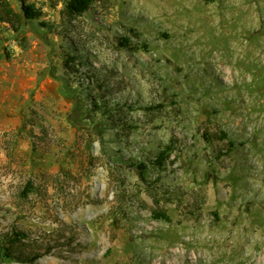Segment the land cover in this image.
Returning a JSON list of instances; mask_svg holds the SVG:
<instances>
[{"label":"rangeland","instance_id":"1","mask_svg":"<svg viewBox=\"0 0 264 264\" xmlns=\"http://www.w3.org/2000/svg\"><path fill=\"white\" fill-rule=\"evenodd\" d=\"M25 1L56 27L0 23V234L35 264H264V0Z\"/></svg>","mask_w":264,"mask_h":264},{"label":"trees","instance_id":"2","mask_svg":"<svg viewBox=\"0 0 264 264\" xmlns=\"http://www.w3.org/2000/svg\"><path fill=\"white\" fill-rule=\"evenodd\" d=\"M102 1L104 0H64L63 7L59 11L61 21L64 23L71 22L89 11L94 4ZM44 17L45 11L42 6L27 4L25 0H20V6L16 9L11 0H0V23L9 25L14 33H19L30 21H40L42 28L54 29L56 25L43 21ZM130 44L131 41L127 37H124L120 42L122 48H129ZM73 60L72 58L65 63L68 70L73 69L71 66ZM97 108L100 109V107ZM172 152L173 148L168 145L166 149L158 154L156 160L152 163L153 166L158 169H164ZM138 168L141 176L144 177L147 166L140 164ZM31 187L32 184L30 182L27 183L23 193L31 192ZM155 216L158 219L167 218L165 213H156ZM27 238L28 235L24 231L16 229L0 234V263L35 264L42 257V253L36 248L30 247L29 243L26 242Z\"/></svg>","mask_w":264,"mask_h":264}]
</instances>
